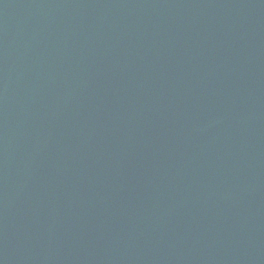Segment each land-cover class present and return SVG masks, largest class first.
<instances>
[{"label": "water", "instance_id": "95a60500", "mask_svg": "<svg viewBox=\"0 0 264 264\" xmlns=\"http://www.w3.org/2000/svg\"><path fill=\"white\" fill-rule=\"evenodd\" d=\"M0 264H264V0H0Z\"/></svg>", "mask_w": 264, "mask_h": 264}]
</instances>
